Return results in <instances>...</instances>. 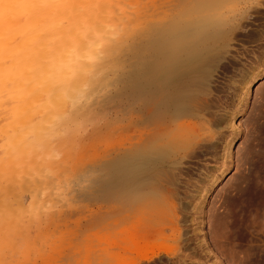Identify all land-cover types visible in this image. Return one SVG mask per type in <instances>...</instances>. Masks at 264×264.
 <instances>
[{
    "label": "rangeland",
    "instance_id": "1",
    "mask_svg": "<svg viewBox=\"0 0 264 264\" xmlns=\"http://www.w3.org/2000/svg\"><path fill=\"white\" fill-rule=\"evenodd\" d=\"M161 16L175 46L202 56L186 100L195 114L166 126L164 96L137 95L129 65L116 69L87 102L103 112L38 130L59 152L50 168L3 174L0 264H264V0H180ZM33 121L26 140L44 122Z\"/></svg>",
    "mask_w": 264,
    "mask_h": 264
},
{
    "label": "bare ground",
    "instance_id": "2",
    "mask_svg": "<svg viewBox=\"0 0 264 264\" xmlns=\"http://www.w3.org/2000/svg\"><path fill=\"white\" fill-rule=\"evenodd\" d=\"M144 1L0 0V186L3 176L17 166L25 168L33 161L37 162L38 169L50 168L59 152L55 155L56 146H50L38 130L48 124L65 126L71 123L70 116L84 119L92 113L103 112L104 105L97 103L100 106L89 107L87 102L101 94L106 79L116 69H128L126 64L129 72L125 76L134 86L133 92L152 99L164 96L167 106L162 116L164 121L168 119L166 126L181 127L178 124L195 114L186 100L202 72L199 66L202 56L179 42L175 46L176 40L172 43L177 32L175 24L162 30L157 27L160 19L156 21L163 14L177 11L180 0L151 6H145ZM142 23L141 35L134 37L131 31ZM37 117L44 122L37 124L36 141L26 140L25 131L34 125ZM75 117L74 124L80 122ZM158 126L162 127L161 123ZM156 140L152 142L153 147L160 142ZM36 150L38 153L32 159L31 151ZM167 159L164 153L149 160L150 174ZM259 192L257 186L241 204L256 207L260 203ZM3 194L0 193V205L4 202ZM39 198V195L36 200L33 197L34 204ZM4 205H1L0 211L5 210L2 213L8 207Z\"/></svg>",
    "mask_w": 264,
    "mask_h": 264
}]
</instances>
